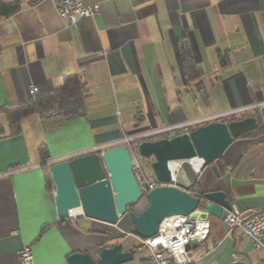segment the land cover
Listing matches in <instances>:
<instances>
[{
    "label": "crops",
    "instance_id": "obj_1",
    "mask_svg": "<svg viewBox=\"0 0 264 264\" xmlns=\"http://www.w3.org/2000/svg\"><path fill=\"white\" fill-rule=\"evenodd\" d=\"M61 1L22 0L0 20V264H22L26 246L38 264H69L74 251L97 258L116 243L136 247L126 264H150L151 250L139 246L128 217L116 225L60 218L42 165L125 133L219 114L255 112L264 123V0H81L99 12L75 24L61 18ZM182 40L200 64L195 81L185 77ZM69 75L88 88L85 118L44 126L33 114L21 132L9 133L4 105L28 99L31 86H61ZM215 164L220 177L208 166L182 184L224 190L232 210L264 211V132L234 139ZM208 221L207 239L188 248L185 264H264V252L239 229L213 215Z\"/></svg>",
    "mask_w": 264,
    "mask_h": 264
},
{
    "label": "water",
    "instance_id": "obj_2",
    "mask_svg": "<svg viewBox=\"0 0 264 264\" xmlns=\"http://www.w3.org/2000/svg\"><path fill=\"white\" fill-rule=\"evenodd\" d=\"M257 128V119L247 116L238 120L213 121L188 133L172 138L146 140L140 143V153L152 157V170L164 183L145 196L147 206L140 212L130 208L144 197L133 173V160L125 145L95 150L79 156L53 162L49 165L55 186L57 214L60 218L86 216L112 225L128 217L132 234L141 239L154 236L162 221L176 215H191L208 220L210 215L222 218L232 205L224 190L194 195L189 187L175 180L171 161H189L202 158L199 168L210 166L220 177L215 162L219 160L234 139ZM81 210V214L74 211ZM201 242L191 240L187 248ZM135 250L124 249L116 243L103 247L98 257L89 252L74 251L68 256L69 264H126L134 261Z\"/></svg>",
    "mask_w": 264,
    "mask_h": 264
},
{
    "label": "built area",
    "instance_id": "obj_3",
    "mask_svg": "<svg viewBox=\"0 0 264 264\" xmlns=\"http://www.w3.org/2000/svg\"><path fill=\"white\" fill-rule=\"evenodd\" d=\"M58 12L61 18L69 19L75 24L79 18L91 17L97 14L99 12V6L97 4L86 5L81 0H62L58 4ZM38 91L39 88L37 86H31L29 93L32 95ZM229 114L231 115V113L215 115L209 118V120L223 118ZM209 120H191L170 126L163 125L159 128L132 134L125 133L120 138L100 146L76 150L54 158H49L44 161V164L50 165L53 162L93 152L98 149L103 151L109 147L125 145L133 160V173L143 191V196H146L149 191L164 183L157 179L152 170L153 158L145 157L140 153V143L146 140L169 138L171 134L188 133L194 125ZM184 162L180 160V168ZM174 176L175 180L178 181V175ZM130 208L134 207L131 206ZM222 219L230 230L239 229L241 236L250 240L256 250L264 252V211L240 212L231 209L223 214ZM199 226L202 227L201 231L198 230ZM209 230L210 224L208 220L192 217L191 215H176L165 218L154 236L147 239L139 238V241L145 248L151 250L150 264H185L191 262L187 245L193 239H197L201 243L204 242L208 237ZM234 257H237L236 253H234ZM21 263L38 264L35 261L31 247L26 246L22 250Z\"/></svg>",
    "mask_w": 264,
    "mask_h": 264
},
{
    "label": "trees",
    "instance_id": "obj_4",
    "mask_svg": "<svg viewBox=\"0 0 264 264\" xmlns=\"http://www.w3.org/2000/svg\"><path fill=\"white\" fill-rule=\"evenodd\" d=\"M35 1L36 0H31V2ZM21 8L22 0H0V20L13 15ZM179 49L182 56L186 79L188 81L199 79L202 73L200 64L193 58L188 41L182 40L179 43ZM87 91L88 88L86 84L79 76L69 75L66 77L65 83L61 86L45 91H38L24 101L4 105L2 110L7 116L9 133L15 134L21 132L23 118L33 114L39 116L41 123L44 126L60 124L75 118H85L87 116ZM247 116H254L257 119V128L241 137L254 136L263 133L264 123L261 120L260 114L255 112L249 113L248 111L242 114L235 113L227 117L202 122L194 125L192 129L213 121L228 122ZM42 168L45 170L48 183H50L49 165L43 164ZM189 190L192 191L194 195L202 193L199 191V187H197L195 181L189 187ZM132 250H136V247Z\"/></svg>",
    "mask_w": 264,
    "mask_h": 264
},
{
    "label": "rangeland",
    "instance_id": "obj_5",
    "mask_svg": "<svg viewBox=\"0 0 264 264\" xmlns=\"http://www.w3.org/2000/svg\"><path fill=\"white\" fill-rule=\"evenodd\" d=\"M175 135H170V138L174 137ZM197 171L194 170V167L191 163H189L188 161H185L184 164L182 165V167L180 168L179 172H178V176H177V180L178 182H181V183H185L186 180H188V178H191V177H195V174H196ZM146 200L145 196L140 200V202ZM139 202V203H140ZM138 203V204H139ZM137 204V205H138ZM139 246L140 247H144L140 241H139ZM145 248V247H144Z\"/></svg>",
    "mask_w": 264,
    "mask_h": 264
},
{
    "label": "bare ground",
    "instance_id": "obj_6",
    "mask_svg": "<svg viewBox=\"0 0 264 264\" xmlns=\"http://www.w3.org/2000/svg\"><path fill=\"white\" fill-rule=\"evenodd\" d=\"M202 161H203L202 158L197 157V158L190 159L188 162L193 165L195 171H199ZM170 166L172 170L174 171V175H178V172L180 170V160L171 161ZM198 230L201 231L202 227L199 226Z\"/></svg>",
    "mask_w": 264,
    "mask_h": 264
}]
</instances>
